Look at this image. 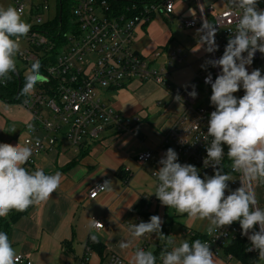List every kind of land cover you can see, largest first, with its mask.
Instances as JSON below:
<instances>
[{
    "label": "crops",
    "instance_id": "crops-1",
    "mask_svg": "<svg viewBox=\"0 0 264 264\" xmlns=\"http://www.w3.org/2000/svg\"><path fill=\"white\" fill-rule=\"evenodd\" d=\"M193 2L187 3L189 5L184 13L175 12L172 17L178 19L176 21H158V13L150 16L137 28L131 46L154 67L159 62L164 63L158 66L168 73L172 90L190 88L208 70L205 63L209 60L205 51L207 45L199 44L205 30L199 25L187 29L179 22L181 18L197 17V7ZM183 3L178 2L176 10ZM205 4H213L219 11L225 8L223 0H205ZM151 5L134 4L133 11L148 10ZM179 52L181 60H172L171 55ZM158 54L160 57L157 58ZM172 90L155 81H130L104 90L101 97L107 105L126 118L141 119L136 127L137 136L131 133L117 136L109 130L102 141L90 143L83 149L77 150L63 140L56 151L34 157L33 171L39 168L48 175L60 172L62 181L47 201L32 205L27 215L12 226L9 239L17 256L22 255L32 264H77L87 251L89 264H104L113 253L129 264L132 249L121 251L118 242L128 237L130 224L145 222L139 216L144 204L142 201H147L145 209L151 215H158L167 207L153 193L158 184L154 171L160 165L155 159L140 164L136 156L157 148L183 114L184 101H177ZM34 130L32 115L25 102L11 104L0 98V143L25 145V138H37ZM106 180L112 182L111 190H105L96 199H91L92 187ZM254 190L259 207L264 208V185L257 184ZM94 217L103 223V229L89 228L90 219ZM164 226L167 224L163 223L162 228ZM162 233L168 236L172 231ZM93 235L97 237L95 242L91 239ZM192 238L174 240L178 245L183 241L191 243ZM134 247L152 251L157 256V264H162L159 254L165 244L155 234L140 238ZM216 260L217 264H244L226 255L224 250Z\"/></svg>",
    "mask_w": 264,
    "mask_h": 264
},
{
    "label": "clouds",
    "instance_id": "clouds-1",
    "mask_svg": "<svg viewBox=\"0 0 264 264\" xmlns=\"http://www.w3.org/2000/svg\"><path fill=\"white\" fill-rule=\"evenodd\" d=\"M229 4L238 10L235 34L219 59L205 62L221 69L214 82L210 73L205 78V83L211 84L210 102L215 110L210 113L207 135L203 137L205 141L212 137L204 165L212 166L214 175L201 178L194 165L178 162V154L169 148L159 161V169L154 171L158 184L153 193L163 206L187 214L193 220H207L209 235L238 221L242 235L251 243L246 251H257L258 260L264 261V208L259 207L254 192L255 185H264V75L260 69L249 73L247 68L257 51L264 54V9L258 8V0H229ZM204 29L207 31L199 44H206L205 51L212 53L218 49L216 28L204 25ZM30 30L22 8L0 6V83H6L16 71V57L22 54L20 39ZM40 68L39 60L31 64L21 96L31 95L37 83L47 81ZM241 87L244 95L238 98L234 93ZM189 95L196 97L194 85ZM176 99L180 101L181 97L178 95ZM194 124L198 129L199 123ZM225 146L231 172L239 173L241 181V187L227 196V182L234 179L231 172H224L221 164ZM31 155L29 146L0 143V217L6 218L13 210L23 212L47 201L60 186V172L48 175L38 168L29 173L23 167ZM111 185L106 180L98 185L99 191L111 190ZM162 224L161 217L153 215L148 222L128 226V237L120 240L118 247L121 251L132 249L129 264H157V256L152 251L134 247L137 240L148 234H155L165 244L159 254L162 264H217L207 241L196 239L177 245L173 236L162 233ZM101 226L97 220L90 219V229ZM91 239L95 242L97 237L93 235ZM17 260L7 233L0 231V264H17Z\"/></svg>",
    "mask_w": 264,
    "mask_h": 264
},
{
    "label": "built area",
    "instance_id": "built-area-1",
    "mask_svg": "<svg viewBox=\"0 0 264 264\" xmlns=\"http://www.w3.org/2000/svg\"><path fill=\"white\" fill-rule=\"evenodd\" d=\"M9 1L13 7L22 8L23 15L28 9L31 20L29 24L36 27L20 39V44L26 41L27 47L21 49L22 54L17 56L29 67L34 61L39 60L40 72L47 78L46 82L36 84L35 92L25 101L35 125L33 134H37V138L28 137L24 140V144L32 149V155L24 168L28 172L31 171L36 155L56 151L60 141L63 140L79 150L90 143L102 141L104 134L109 130L114 131L117 136L126 133L137 136L136 127L141 119H130L119 114L103 101L101 93L130 81H155L163 88L172 90L166 70L154 67L131 46L136 38L137 28L147 22L150 16L158 12L173 16L178 2L185 3L191 0H161L151 5L148 10L132 16L119 13L108 0H75L70 27L63 33L61 42L52 41L47 33L39 32L37 29L52 21L57 15L56 8L55 15L51 16V8L48 5L50 0ZM194 1L197 17L181 18L179 22L187 29L198 25L203 29L204 25L214 26L218 49L207 54L209 60L219 59L228 40L235 34V16L238 10L231 7L229 0H223L225 8L222 11L217 10L213 4L206 6L204 0ZM258 8L264 9V0H258ZM60 35L62 33L58 34L59 37ZM55 51L56 55H54ZM171 58L180 61L182 57L179 52L172 54ZM253 61L264 67V58L259 51L255 53ZM220 71L219 67L208 65V70L193 83L197 93L195 98L189 95L193 91V85L186 89L172 90L173 94L179 95L184 101L185 110L159 146L138 154L137 162L144 165L155 159L160 165L159 161L167 149L172 148L178 154V162L194 165L201 178L214 175L213 167L204 165L207 157L206 149L212 137L209 136L207 141L203 137L207 135L210 113L215 110V106L210 102L211 84L205 83V78L210 73L214 82ZM238 92V98L244 95L242 87ZM194 122L199 123L198 129ZM227 157V146H225L221 164L224 172H231V163L226 167ZM231 175L234 180L227 182L229 190L225 192V196L241 187L239 173L231 172ZM103 183L92 187L91 199H96L104 192L99 191L98 188V185ZM92 219L102 224L96 230L103 229L104 225L101 221L96 217ZM255 230H259L258 225ZM241 234L242 229L237 221L220 229L219 232L208 235L204 241L209 243L211 251L218 258L224 246ZM146 237L147 235L144 236ZM87 254L86 251L77 264H89ZM17 257V264H32L31 260L25 259L22 255ZM104 264L128 263L121 256L113 253Z\"/></svg>",
    "mask_w": 264,
    "mask_h": 264
},
{
    "label": "trees",
    "instance_id": "trees-1",
    "mask_svg": "<svg viewBox=\"0 0 264 264\" xmlns=\"http://www.w3.org/2000/svg\"><path fill=\"white\" fill-rule=\"evenodd\" d=\"M110 5L116 9L121 14H128V15H137L140 13L139 11H133V5H143V4H155L160 2L161 0H108ZM75 4V0H57V15L52 20L45 24H43L40 27H37L39 32L47 33L49 37H51L52 41H63V33L69 30L70 23L72 20V9ZM61 15V19H60ZM153 18V17H152ZM36 27L31 26V31L35 30ZM59 33H62L60 37L58 36ZM57 37V38H56ZM54 55H56V51L54 52ZM16 70L18 71V74L20 76V80L18 77L11 73V79H9L5 85L0 83V98L8 103L11 104H18L23 103L26 101L28 96H21L19 93L21 91V88L23 87V84L25 82V77L23 73L20 71L16 64ZM198 81V80H197ZM86 147V146H85ZM231 163V161L227 157L226 167ZM34 172L33 170L29 171V173ZM144 204L142 205V208L139 211V216L142 219H145V222L147 220H150V217L153 216L146 212V202L142 201ZM31 209V206L23 211H11L7 218L0 217V231L7 233L8 237H10L12 226L16 225L18 222H20L29 212ZM166 225V224H165ZM162 231H169L167 226H164L162 228ZM193 237L191 239V242L200 239L202 242L207 238V235L200 234V233H193L191 235ZM90 244V242H89ZM251 246L250 241L245 237V235H239L235 240L228 242L223 250L226 255H230L233 258H236L237 260H240L244 264H257L259 262L258 260V252L257 251H246L247 248ZM64 247L67 248V244H64ZM85 261V259H83ZM87 264V263H86Z\"/></svg>",
    "mask_w": 264,
    "mask_h": 264
},
{
    "label": "rangeland",
    "instance_id": "rangeland-1",
    "mask_svg": "<svg viewBox=\"0 0 264 264\" xmlns=\"http://www.w3.org/2000/svg\"><path fill=\"white\" fill-rule=\"evenodd\" d=\"M191 1L193 2L194 0H191ZM191 1L185 2V3H183V5H180L176 10V14L184 13L186 11V9L188 8V5H189L187 3H190ZM204 2H205V0H204ZM193 3L196 6L195 1ZM48 5L51 8V11H50L51 16H54L56 13V8H57V0H50L48 2ZM191 5H192V3H191ZM0 6L8 7V6H13V5L9 0H0ZM29 18H30L29 10L26 9L25 13L23 15V19L26 22L30 23L31 20ZM163 19H169L172 21L178 20L172 16H168V15L162 16L161 13L158 12L157 20L162 21ZM25 47H27L26 41L21 43V49H23ZM262 56L264 58V54H262ZM16 64L25 77V75H26L27 71L30 69V67L25 65L24 62L20 61L18 56L16 57ZM161 64H164V63L159 62L156 67L160 68L161 66H158V65H161ZM247 68H248L249 73L254 69H260L261 73L263 75V68L264 67L262 64H259L256 61H253V63L251 65L247 66ZM35 90H36V85H35L34 92H35ZM234 95L239 97V92L234 93ZM153 181L155 182V180H153ZM158 216L161 217L164 224H167V227L169 228V230L171 229V231H172L171 236H173V239H176L179 237H182L184 239H190V237H191V235H193V233L205 234L207 236L209 235L206 231V229L208 227V221L207 220H203V221L198 220V219L193 220V219H190L187 216V214H179L176 212V210L174 208H168V207H166V210L164 212L160 211ZM221 253H222V251L220 252V255H221ZM233 264H238V263L234 262ZM260 264H264V263L261 262Z\"/></svg>",
    "mask_w": 264,
    "mask_h": 264
},
{
    "label": "water",
    "instance_id": "water-1",
    "mask_svg": "<svg viewBox=\"0 0 264 264\" xmlns=\"http://www.w3.org/2000/svg\"><path fill=\"white\" fill-rule=\"evenodd\" d=\"M60 19H61V15H60ZM14 74L18 77V79L20 80V76H19V74H18V71L16 70L15 72H14Z\"/></svg>",
    "mask_w": 264,
    "mask_h": 264
}]
</instances>
